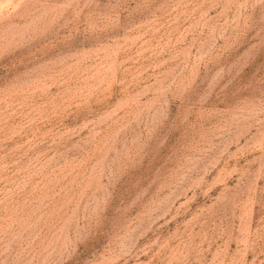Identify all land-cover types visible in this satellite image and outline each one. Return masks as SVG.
Wrapping results in <instances>:
<instances>
[{
	"label": "rangeland",
	"instance_id": "374dc122",
	"mask_svg": "<svg viewBox=\"0 0 264 264\" xmlns=\"http://www.w3.org/2000/svg\"><path fill=\"white\" fill-rule=\"evenodd\" d=\"M0 264H264V0H0Z\"/></svg>",
	"mask_w": 264,
	"mask_h": 264
}]
</instances>
